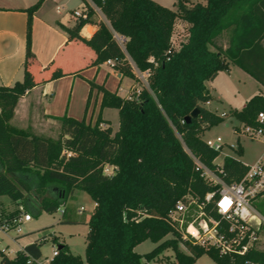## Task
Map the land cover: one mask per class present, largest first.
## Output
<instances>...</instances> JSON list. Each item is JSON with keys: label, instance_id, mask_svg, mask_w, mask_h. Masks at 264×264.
<instances>
[{"label": "trees", "instance_id": "trees-1", "mask_svg": "<svg viewBox=\"0 0 264 264\" xmlns=\"http://www.w3.org/2000/svg\"><path fill=\"white\" fill-rule=\"evenodd\" d=\"M43 1L28 8L24 80L0 85V196L24 200L33 214L57 212L78 190L96 202L88 221L85 258L73 254L68 244L54 236L61 248L50 264H150L167 246L175 250L178 264H194L203 255L217 264H244L246 258L264 262V250L231 258L216 248L184 240L169 218L185 195L202 198L213 189L193 158L218 168L215 160L221 150L209 146L202 136L223 123L227 114L205 106L213 99L207 82L229 70L232 62L264 87V0H177L176 9L155 0H106L102 11L110 24L100 23L90 39L80 31L91 19L63 27L69 41H81L95 52L91 65L112 59L115 67L133 79L139 80L136 69L149 74L147 84L140 83V94L131 98L91 82L92 89L103 92L101 108L119 110L116 132L101 125L105 121L101 115L95 124L65 115L58 118L61 134L57 139L11 124L19 100L47 81H37L32 71L37 64L32 24ZM179 20L188 24V35L177 47L173 34ZM225 32H230L226 49L217 43ZM115 33L127 38L125 50ZM65 75L56 67L49 80ZM196 108L199 115L188 121ZM262 111L264 95L257 93L241 110L232 109L229 116L255 124ZM237 145L235 150L242 156L239 138ZM108 164L115 166L112 175L104 174ZM248 168L239 158L227 155L224 179L239 182ZM38 190L50 192V196L42 203L36 199L34 204L25 193ZM259 207L264 213V198ZM50 228H43L44 234L14 257L0 250V264H38L42 245L52 236ZM147 239L158 245L148 253L137 252L136 246ZM180 244L188 253L180 250Z\"/></svg>", "mask_w": 264, "mask_h": 264}, {"label": "crops", "instance_id": "crops-1", "mask_svg": "<svg viewBox=\"0 0 264 264\" xmlns=\"http://www.w3.org/2000/svg\"><path fill=\"white\" fill-rule=\"evenodd\" d=\"M38 1L0 0V85L12 86L17 81L24 80L28 8ZM155 1L164 4L161 0ZM82 6L83 0H44L35 13L32 24V50L36 55L37 64L32 67V71L37 81H47L27 91L19 100L15 115L11 120L13 126L30 130L40 137L54 138L61 131V122L58 119L60 117L67 115L79 120L86 119L87 122L95 124L98 116L101 115L102 119L105 120L101 125L103 127L111 126L116 132L120 126V118H117L118 128L115 129L110 112L118 109L112 107L101 108L103 92L98 88L92 89L91 82L93 81L122 97L131 96L133 89L140 90L142 88L141 82L147 84L136 70L135 74L139 80L125 75L117 67L107 64L106 61L100 65H91L95 58V52L81 41L68 40V34L63 27H73L79 21L74 16V11L81 9ZM91 20L80 31L86 39L93 36L100 23L110 24L109 21L107 23L98 14H93ZM180 21L183 22L184 28L188 30V24L183 20H179L177 24ZM225 35L230 36V32L223 33L218 40H221ZM228 42L229 40L226 45L220 46L226 49ZM56 67H61L67 75L49 80L52 70ZM235 74L240 78H237ZM246 81L255 83L256 90L261 93L264 91V87L255 78L231 62L229 70L220 71L215 79L207 82L213 99L205 103V106L220 115L223 113L229 114L232 109H238L233 108V105L229 103L230 99L227 94L235 88L239 90L241 82ZM123 92L124 94H122ZM253 93L245 96L244 103L238 110L246 105ZM231 118L237 120L234 128L242 123L234 116H231ZM238 138L240 137L238 136ZM243 148L245 153V147L243 146ZM95 206L96 202H94V208ZM186 253H188L187 250ZM201 258H198L194 264H198Z\"/></svg>", "mask_w": 264, "mask_h": 264}, {"label": "built area", "instance_id": "built-area-1", "mask_svg": "<svg viewBox=\"0 0 264 264\" xmlns=\"http://www.w3.org/2000/svg\"><path fill=\"white\" fill-rule=\"evenodd\" d=\"M106 0H83V6L74 11V16L79 20L91 19L93 14L102 16L107 21L102 11V4ZM116 40L125 50L127 38L118 33L114 34ZM114 66L112 59L106 61ZM141 77L146 78L148 72L143 73L136 69ZM140 94V90L137 91ZM132 96H129L131 98ZM225 115V113L221 114ZM234 132L246 136L251 140H261L264 144V111L259 112L255 124L240 123ZM206 143L216 150H222L225 141L221 136L216 139H206ZM234 149L238 145L232 146ZM70 154V153H69ZM197 169L213 189L204 197L196 198L191 194L180 199L170 211L169 218L174 222L184 240L194 244L213 247L220 254L234 258L247 256L251 251L264 250V214L254 207V202L264 198V149L261 156L249 168L239 182L228 183L224 179L223 164L217 169H212L194 157ZM109 165V164H108ZM105 166L104 174L112 175ZM18 214L3 215L0 212V231L8 232L16 229L22 232V224L30 222L32 216L25 212L21 205ZM65 209L62 211L64 213ZM58 254V248L53 251L52 258ZM51 261V260H50ZM50 261L47 264H50ZM38 264L39 260L37 261ZM244 264H264V262L246 258Z\"/></svg>", "mask_w": 264, "mask_h": 264}, {"label": "rangeland", "instance_id": "rangeland-1", "mask_svg": "<svg viewBox=\"0 0 264 264\" xmlns=\"http://www.w3.org/2000/svg\"><path fill=\"white\" fill-rule=\"evenodd\" d=\"M167 7L175 9L176 0H161ZM194 2H205L206 0H191ZM187 37V30L183 26V22H179L175 28L173 34V40L177 47L179 44L185 40ZM229 36L225 35L221 40H218V44L224 46L227 44ZM236 76V74H235ZM240 78L239 76H236ZM142 80L146 79L142 77ZM240 89L236 88L230 90L229 99L233 108H241L246 95L251 96L261 93L256 90L257 86L255 83L250 81L241 82ZM137 88L133 89L131 96L137 94ZM256 91V92H255ZM264 94V91L262 92ZM124 94V92L122 93ZM228 107V106H226ZM223 108V106H222ZM116 112V113H114ZM116 114V115H115ZM225 121L203 134V138L206 139H216L218 136H221L225 144L220 152V155L216 158L215 162L217 164H223L226 155H232L239 157L245 163H254L258 156L262 153L264 149V144L261 140H251L246 136L240 135V142L245 147L244 155L240 156L236 150L232 147L238 143V134L234 132V125L237 124L235 118L229 117L228 113ZM111 118L113 119V126L115 129L118 128V110L110 112ZM15 127V126H14ZM18 128V127H17ZM57 133L54 137L55 139L59 138ZM46 138V137H45ZM53 138V137H52ZM64 152V150H63ZM109 172L114 169L113 165H108ZM26 197L31 196L32 203L35 204L37 199L38 203H42V200L50 196V192L45 194L42 191H31L25 193ZM61 195L59 191V196ZM61 197V196H60ZM24 207L25 212L30 213L32 220L30 222H24L21 226L23 228L22 232H18L16 229H12L8 232L0 231V250L5 251L9 256L14 257L16 253L21 250L25 245L35 241L41 235L44 234L42 231L45 227H51L50 232L52 236L44 241L42 245L43 256L40 260V264H47L53 256V251L58 248V243L54 241L53 237L58 236V241L60 243H66L70 246L73 254L80 255L83 258L86 256V233L89 230L88 221L92 215L94 208V201L92 198L84 191H76L75 194L70 197L65 204L55 213H48L45 210H42L40 214H33L30 210L27 209L24 200L14 201L9 196H0V212L3 215L8 216V214H18L20 206ZM254 207L259 210V200L254 202ZM66 209V213L63 214L62 211ZM264 214V213H263ZM69 221V222H68ZM172 237L168 235L167 238ZM158 243H154L151 239H147L141 244L136 246V251L145 254L152 251ZM179 248L181 251L186 252V247L180 244ZM188 251V250H187ZM150 264H178L176 258V252L171 246L165 247L157 257H155ZM198 264H216L209 255L202 256Z\"/></svg>", "mask_w": 264, "mask_h": 264}, {"label": "water", "instance_id": "water-1", "mask_svg": "<svg viewBox=\"0 0 264 264\" xmlns=\"http://www.w3.org/2000/svg\"><path fill=\"white\" fill-rule=\"evenodd\" d=\"M198 115H199V108H196V109L192 112L191 116L187 117L186 119H187L188 121H190L191 118H195V117H197ZM58 248H61V246H59Z\"/></svg>", "mask_w": 264, "mask_h": 264}]
</instances>
